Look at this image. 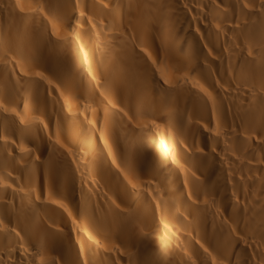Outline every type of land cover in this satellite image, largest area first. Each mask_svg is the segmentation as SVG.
Wrapping results in <instances>:
<instances>
[{
	"label": "bare ground",
	"instance_id": "1",
	"mask_svg": "<svg viewBox=\"0 0 264 264\" xmlns=\"http://www.w3.org/2000/svg\"><path fill=\"white\" fill-rule=\"evenodd\" d=\"M0 264H264V0H0Z\"/></svg>",
	"mask_w": 264,
	"mask_h": 264
}]
</instances>
